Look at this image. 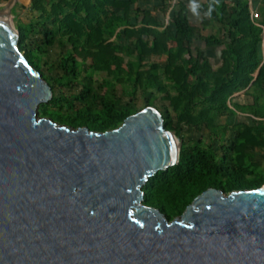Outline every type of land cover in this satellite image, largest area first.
<instances>
[{
	"label": "water",
	"instance_id": "1",
	"mask_svg": "<svg viewBox=\"0 0 264 264\" xmlns=\"http://www.w3.org/2000/svg\"><path fill=\"white\" fill-rule=\"evenodd\" d=\"M0 15V264H264V185L200 194L174 219L145 186L182 145L146 107L93 131L39 114L51 86Z\"/></svg>",
	"mask_w": 264,
	"mask_h": 264
},
{
	"label": "trees",
	"instance_id": "2",
	"mask_svg": "<svg viewBox=\"0 0 264 264\" xmlns=\"http://www.w3.org/2000/svg\"><path fill=\"white\" fill-rule=\"evenodd\" d=\"M190 3L192 8L186 0H32L27 11L36 16L16 25L20 50L53 90L44 106L68 104L77 127L111 130L151 106L183 139V126L208 131L207 144L184 141L178 164L144 188L146 204L178 216L224 181L231 192L264 185L245 187L231 174L254 164L251 151L264 152V0ZM260 5L257 24L252 14ZM193 11L201 17L198 26ZM200 41L221 48L220 66L202 60L195 46ZM237 113L250 115L252 125L219 124Z\"/></svg>",
	"mask_w": 264,
	"mask_h": 264
},
{
	"label": "rangeland",
	"instance_id": "3",
	"mask_svg": "<svg viewBox=\"0 0 264 264\" xmlns=\"http://www.w3.org/2000/svg\"><path fill=\"white\" fill-rule=\"evenodd\" d=\"M186 2L189 4L190 8L193 7V5L190 3V0H186ZM196 4H198V2H196ZM35 16L36 15H32L29 13L28 16L23 18V22H27L29 20V17L34 18ZM252 16H253V20L257 24H260V22L263 20L261 5L257 9L254 10ZM191 18H192V21H194L195 25L198 26L200 24L201 17L199 16L197 12L193 11ZM263 34H264V31H263ZM263 41H264V35H263ZM195 46L200 49L202 60H209L213 67H218L221 65V48L220 47L207 48L202 41L196 42ZM101 76H105V74H102ZM44 105L45 104L40 105L39 107L40 116L51 118L54 121L58 122L59 124H64V125H68L72 127L78 126L77 122L69 118V112H70V109L72 108L68 104H63L62 109L45 107ZM139 106H142V105H140L139 103ZM218 122L220 125H225L230 129H234V126L239 123L252 125V119L250 115L243 114V113H237L233 117L232 121H230L228 118H220ZM181 129H183L184 139L182 138L183 136H178L174 132L177 142L180 143L181 145H183L184 141H186L189 144H194V142H196L198 139H202L205 142V144L208 143V139L210 137L209 138L207 137L209 133L206 129H197V128H192L188 126H183ZM232 136H234V133H228L227 138H230ZM223 139L224 137L221 136V140ZM226 140L227 139H225V141ZM251 153H254V156H255L254 164L251 161L250 162L248 161L245 164L243 169L238 170L237 174H239L238 176L239 178H237L236 177L237 174H235V172L231 170V174L235 176L232 178V180L240 179V183H241L240 185H243L245 187L246 186L248 187L250 185H257L258 183L264 182V152L261 150H256V151H251ZM220 179L222 181V178ZM218 189H222L226 193L231 192L230 187L225 183V181L223 182L222 186H219ZM243 189L247 190V188H243ZM165 214L172 219L178 216L175 210L168 208V207L165 210Z\"/></svg>",
	"mask_w": 264,
	"mask_h": 264
},
{
	"label": "crops",
	"instance_id": "4",
	"mask_svg": "<svg viewBox=\"0 0 264 264\" xmlns=\"http://www.w3.org/2000/svg\"><path fill=\"white\" fill-rule=\"evenodd\" d=\"M32 0H0V15L5 10L11 13V18H14L18 23L24 17L29 15L27 11Z\"/></svg>",
	"mask_w": 264,
	"mask_h": 264
}]
</instances>
